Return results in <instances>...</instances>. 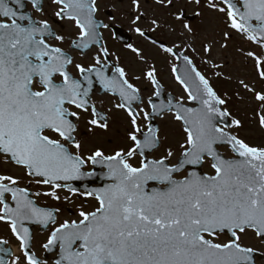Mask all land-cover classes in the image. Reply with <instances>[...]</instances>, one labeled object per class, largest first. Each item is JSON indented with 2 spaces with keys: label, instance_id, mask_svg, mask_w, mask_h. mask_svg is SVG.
I'll return each mask as SVG.
<instances>
[{
  "label": "snow or ice",
  "instance_id": "snow-or-ice-1",
  "mask_svg": "<svg viewBox=\"0 0 264 264\" xmlns=\"http://www.w3.org/2000/svg\"><path fill=\"white\" fill-rule=\"evenodd\" d=\"M152 6L182 36L193 33L188 6L215 13L223 43L202 42V63L221 78L212 48H227L235 34L255 46L237 51L264 81V0ZM150 9L129 0L128 30L180 62L170 65L179 96L165 98L156 63L125 39L116 16L98 18V0H0V225L17 242L13 254L0 237V264H264V145L239 134L243 122L181 45L149 35L162 28ZM109 40L133 55L138 74L129 76ZM238 87L257 102L264 130V89L245 78ZM115 113L127 144L106 150L93 140ZM155 119L178 125L177 147L164 144ZM65 211L71 218L61 219ZM34 227L47 233L36 244Z\"/></svg>",
  "mask_w": 264,
  "mask_h": 264
},
{
  "label": "rangeland",
  "instance_id": "rangeland-1",
  "mask_svg": "<svg viewBox=\"0 0 264 264\" xmlns=\"http://www.w3.org/2000/svg\"><path fill=\"white\" fill-rule=\"evenodd\" d=\"M101 6L103 5L100 4ZM125 7L127 6V11H129V4H125ZM122 6V5H121ZM123 7V6H122ZM142 7L144 9H150V7H145V5L142 3ZM154 6H151V9L146 12L147 16H152L153 14L158 17L162 24V28L158 30L161 35L164 36V38H167L171 43L175 42L178 45H181L182 49H186L190 57L194 60V63L198 66L199 70L203 73H205L210 81L212 82L215 90L220 94L222 97L228 99L227 108L229 111L232 112V114L243 122V128L239 129V134L248 140L251 144H259L264 145V130H261L256 122L255 117V109L257 102L254 100V98L246 93L243 89L238 87V78H245L247 79L250 84H252L257 90L264 89V81H259L258 79L254 78L253 68L250 63H246L243 59L242 54L237 51L238 47H243L245 50L254 49L255 46L249 45L247 42L243 41L240 37L236 36L234 34V37L231 41H228V47L227 48H221L219 46V43H216L214 47L212 48L211 52V59L218 63L224 65L222 69H217V71H222L223 76L221 78H216L212 73L213 70L204 65L202 63V60L207 57V54H205L201 48V43H211L213 41H219L220 43H223L222 39V30L223 25L220 23L217 15L215 13L210 12L209 10L205 9H196L193 6H188L185 11L187 15L193 16L192 22H189L193 28V33H184L182 36L181 33L183 32V29L181 27V24L178 22H175L174 19H172L169 15L167 10L155 8ZM201 11L200 16H195L194 13L196 11ZM171 18V19H169ZM141 27L148 28V24L142 23ZM65 28L71 31V28L69 25L65 24ZM175 29V31H172V29ZM104 36L108 38L109 34L107 32L104 33ZM111 42V40H109ZM136 45L139 46V39L138 37L135 38ZM112 43V48L117 51L121 57V63L130 69L129 74L132 75L133 73H139L141 65L136 64L135 58L133 55L126 51L125 49H118L114 46V43ZM186 43L191 44V48H185L184 45ZM145 51L146 56H151L152 59H155L156 67L161 71V66L170 65L171 59L169 58V61H164L159 63V60L153 57L152 52H155L157 56L162 57L161 54L156 51V49L151 47H142ZM192 49H195L193 51ZM79 59V56L76 57ZM81 59V58H80ZM79 61V60H78ZM84 62V61H81ZM231 77V79H227V77ZM171 71L167 70V75L165 74L163 76L166 85L170 89L171 94L174 96H179L182 93V89L180 86L176 83L175 79L172 78ZM139 83L138 86L140 87H146V84ZM147 88V87H146ZM168 90V89H167ZM239 93V95H237ZM151 94V88H147V91L144 92V95H150ZM226 94V95H225ZM242 97V98H241ZM158 126L161 130V136H167V139L164 141V144H169L173 148L177 147V141L180 139V134L178 130V125H175L170 119H156ZM120 135L124 136V131H118L115 128V125L112 126V131L109 134H101L97 136L93 142L96 144L102 145L106 150H110L111 148L116 147H123L125 145H120L117 143V139H121ZM125 137V136H124ZM92 139V138H90ZM108 141H111V143H108ZM153 155H159V153H154ZM203 171H207V169H202ZM179 178V177H178ZM50 204L52 202H49ZM80 201H77V204H79ZM89 204H94L92 201L88 202ZM87 206V205H86ZM72 207V206H68ZM64 218H71L69 216V213L65 211L63 215L61 216V219ZM2 227V225H0ZM1 236L5 235L3 231L0 229ZM46 238V235L43 234H37L35 236L34 244H36L38 241H43ZM13 245L17 247V242H13ZM34 251H36L38 254L42 252V249H40L38 246L34 248Z\"/></svg>",
  "mask_w": 264,
  "mask_h": 264
},
{
  "label": "flooded vegetation",
  "instance_id": "flooded-vegetation-1",
  "mask_svg": "<svg viewBox=\"0 0 264 264\" xmlns=\"http://www.w3.org/2000/svg\"><path fill=\"white\" fill-rule=\"evenodd\" d=\"M102 3H103V5L101 6L100 4H102ZM123 3H125L127 5V4H129V0H123ZM123 3H121L120 0H98V4H99L100 10L97 12V16H98V18L100 20L105 21V22H108L107 21V16L109 14H111L113 16H116V18H117L116 22H117L118 27H121L126 32H128L129 33V37H130L129 38L130 39V42L136 44L135 38L137 36L134 33L130 32L128 30L127 16L125 15L128 12L127 11L128 8H127V6L125 7V5H123ZM141 3H143L145 5V7L152 6V0H148L147 4L144 3V0H141ZM153 9L156 10L155 8H153ZM28 10L31 11V6L30 5L28 6ZM47 10L49 12L52 11V9H47ZM185 14H186L185 15L186 22H192V17L190 15H187L186 11H185ZM169 19H171V18H169ZM145 28H147V27H145ZM149 35H152L153 39H158V40L162 41L163 43L167 44L168 46H171L172 45V43L167 38H164V36L161 35L159 32H156L155 34L149 33ZM104 37L106 38V36H104ZM138 39H139V43L142 41L139 44V47H151V48H153L149 42H146V41L142 40V38H139V37H138ZM111 42L109 41V46L112 48V43ZM114 46L117 47L120 50L123 49L120 44H115L114 43ZM65 47H67V45H65ZM181 50L183 51V50H186V49H182L181 48ZM156 51H158V50L156 49ZM187 54L190 56V54H189L188 51H187ZM73 55L76 56V57L78 56L76 53H73ZM152 55H153L154 58H156L157 60H159V63L162 62V61H164V59H163L164 57L162 55H161L162 57H159V56L156 55L155 52H152ZM149 58H150L151 61L155 62V59H152L151 56H149ZM170 59H171V63H173V62L175 63L176 62L174 60V58H170ZM77 60H80V57ZM84 62H86V61H84ZM170 65L161 66V71L158 68L157 69L159 71L158 79L160 80V83L162 84V86L164 87V89L168 93L171 94L170 89L166 85V82H165V80L163 78V76L165 74L167 75V70L170 71ZM128 71H131V70L129 69ZM137 74H138V71H137ZM129 76L131 77L130 74H129ZM172 78H174V77H172ZM140 83L146 84L144 81H141ZM146 87L147 88H151V85H146ZM151 92H152V88H151ZM104 101H105V104H107L108 103V98L105 97L104 98ZM156 123H157V121H156ZM113 124L115 125V128L117 129V132L118 131H124V127H123V124H122V119H121V114L120 113H115L114 114V122H113ZM113 124H112V126H113ZM112 126H111L110 131L107 132V133H105V134H109L112 131ZM82 127H83V125H82ZM120 136H122V137H120L121 139H117L116 140L117 143L120 144V145L127 144L126 138L124 137L125 136V131H124V136L123 135H120ZM97 185H98V183H97ZM92 202L95 203L94 201H92ZM0 229L5 234L3 236H1V234H0V237H3L5 239H8L10 245L13 244V242H15V239L13 237H11V234L7 231L6 226L2 225V227H0ZM33 233H34V237L37 234H43V233L37 232L36 229H35V231ZM44 235L47 236V233L45 232ZM34 241H35V239H34ZM40 253H42V252H40Z\"/></svg>",
  "mask_w": 264,
  "mask_h": 264
},
{
  "label": "water",
  "instance_id": "water-1",
  "mask_svg": "<svg viewBox=\"0 0 264 264\" xmlns=\"http://www.w3.org/2000/svg\"><path fill=\"white\" fill-rule=\"evenodd\" d=\"M124 37H125V39H127L129 42H130V40H129V38H128V35H126V34H124ZM179 64H180V62L178 61V66H179ZM154 122L152 121V124H153ZM154 126H156L155 124H153ZM97 183L99 184L100 183V181H97ZM4 247V246H3Z\"/></svg>",
  "mask_w": 264,
  "mask_h": 264
},
{
  "label": "bare ground",
  "instance_id": "bare-ground-1",
  "mask_svg": "<svg viewBox=\"0 0 264 264\" xmlns=\"http://www.w3.org/2000/svg\"><path fill=\"white\" fill-rule=\"evenodd\" d=\"M12 250H13V252H14V253H16V252H17V249H16V248H13Z\"/></svg>",
  "mask_w": 264,
  "mask_h": 264
}]
</instances>
